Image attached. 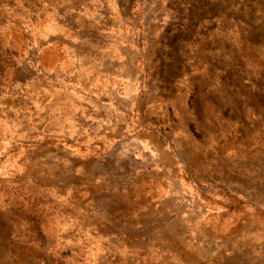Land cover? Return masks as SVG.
<instances>
[{
  "label": "rangeland",
  "instance_id": "obj_1",
  "mask_svg": "<svg viewBox=\"0 0 264 264\" xmlns=\"http://www.w3.org/2000/svg\"><path fill=\"white\" fill-rule=\"evenodd\" d=\"M0 264H264V0H0Z\"/></svg>",
  "mask_w": 264,
  "mask_h": 264
}]
</instances>
